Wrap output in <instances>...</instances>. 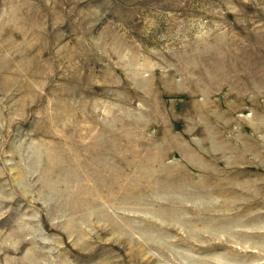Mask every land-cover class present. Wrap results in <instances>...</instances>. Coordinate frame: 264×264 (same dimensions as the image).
Here are the masks:
<instances>
[{"label": "rangeland", "instance_id": "rangeland-1", "mask_svg": "<svg viewBox=\"0 0 264 264\" xmlns=\"http://www.w3.org/2000/svg\"><path fill=\"white\" fill-rule=\"evenodd\" d=\"M0 264H264V0H0Z\"/></svg>", "mask_w": 264, "mask_h": 264}]
</instances>
